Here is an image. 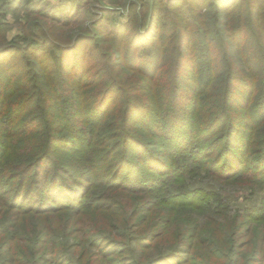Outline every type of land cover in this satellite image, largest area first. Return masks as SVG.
I'll list each match as a JSON object with an SVG mask.
<instances>
[{"label":"trees","instance_id":"16d2710c","mask_svg":"<svg viewBox=\"0 0 264 264\" xmlns=\"http://www.w3.org/2000/svg\"><path fill=\"white\" fill-rule=\"evenodd\" d=\"M109 4L0 0V264H264V0Z\"/></svg>","mask_w":264,"mask_h":264},{"label":"rangeland","instance_id":"374dc122","mask_svg":"<svg viewBox=\"0 0 264 264\" xmlns=\"http://www.w3.org/2000/svg\"><path fill=\"white\" fill-rule=\"evenodd\" d=\"M48 1L52 2L53 4H56V2L59 0H48ZM147 1L150 2L151 0H147ZM76 2L78 3L79 6L82 7V9L85 12L87 10L92 11L93 8L95 7H103V5L111 6L109 4V0H76ZM110 18L113 19V21H115L117 24L123 22L126 16L121 11H118L113 15H111ZM13 21L14 19H11L9 23H12ZM14 29L11 30V34H9V38L14 34L15 31ZM223 189L225 190L226 195H228L229 197H233V196L237 197V199L233 200V202L236 204H242L243 209L257 205L261 200L259 198H262V196L264 195V191H259V190L251 191L250 188H238V187L235 188L231 186H223Z\"/></svg>","mask_w":264,"mask_h":264}]
</instances>
